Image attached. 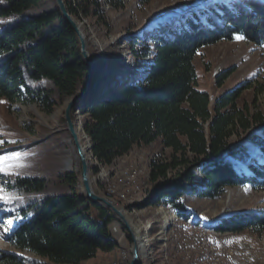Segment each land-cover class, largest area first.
<instances>
[{"label": "trees", "instance_id": "16d2710c", "mask_svg": "<svg viewBox=\"0 0 264 264\" xmlns=\"http://www.w3.org/2000/svg\"><path fill=\"white\" fill-rule=\"evenodd\" d=\"M63 2L76 19L73 3ZM75 2L84 17L101 15L99 0ZM108 3L120 5L117 0ZM189 11L173 27L153 36L151 46L142 49L133 42L130 53L141 66L138 75L94 91L91 100L84 99L73 110L76 121L77 111L82 118L99 166H112L140 145L159 142L168 150L167 157L150 161V192L144 205L178 212L186 211L189 197L216 199L228 188L264 184V163L256 161L258 154L264 155V117L242 102L251 83L211 101L198 90L194 65L200 50L232 41L236 35L264 46V1L208 4ZM17 15L25 20L12 25L8 19ZM232 72H219L215 85L220 88ZM91 82L78 37L54 0H0V101L8 107L38 105L51 114ZM78 184L69 172L48 182L13 177L8 187L34 199L13 211L16 223L8 235L12 247L50 264H83L98 254L118 251L109 232L116 218L79 194ZM213 229L220 234L261 236L264 210L223 217ZM206 262L198 259L191 264ZM0 264H22V258L1 254Z\"/></svg>", "mask_w": 264, "mask_h": 264}, {"label": "rangeland", "instance_id": "374dc122", "mask_svg": "<svg viewBox=\"0 0 264 264\" xmlns=\"http://www.w3.org/2000/svg\"><path fill=\"white\" fill-rule=\"evenodd\" d=\"M70 1L78 13V17L73 20L86 41L88 55L103 77L102 85L95 91L97 94L118 80L123 82L139 74L141 66L135 64L130 53L133 42H136L138 48L145 49L147 45H152L150 40L153 36L162 33L165 28L173 27L179 17L189 15L190 9L205 8L208 4L216 3L230 6L234 1L243 0H117L120 5L116 7L110 5L108 0H99L101 15L88 17L81 14L75 0ZM8 20L14 25L25 20V16L17 15ZM194 65L198 90L207 93L211 101L223 92L233 90L243 83H251V88L242 94V102L248 105L251 112L260 113L264 117V46H256L243 39L237 41L235 38L232 41H222L200 50ZM230 69H233L230 77L220 88L217 87L216 75ZM67 101L58 104L51 114L44 113L38 105L15 104L8 107L4 102L0 103V141H3L0 143V156L19 153L18 163L22 165L11 169L13 174L10 175L0 172V196L7 200V202L0 200V256L16 255L22 258V264L50 263L32 253L16 250L8 242L9 232L16 223L12 216L13 211L34 199L33 196H23L9 188L12 178L31 177L48 182L53 177L69 172L77 177L79 184L76 190L84 196L80 183V162L72 140L64 132L63 111ZM76 119L77 121L74 118L76 129H81L79 136L82 142L86 143L82 127L79 126L82 118L78 119L77 113ZM169 153L168 150L162 149L159 142L150 146L140 145L107 167L99 166L93 155L88 153L89 177L94 192H98L99 189L98 195L112 200V205L124 212L132 229L138 235L139 242H143L145 238L143 228H148L151 238H155L160 230L161 216L167 207L144 205L150 192L147 175L150 161L155 156L163 159ZM256 161L263 164L264 155L258 154ZM93 168L97 169V173H92ZM127 168L136 169L139 173L132 187L121 186V172ZM111 183L117 185L114 186V193L108 189ZM119 194H125L127 201H120ZM186 209L196 215L203 214L209 229H213V225L223 217L264 210V184L261 186L248 183L228 188L216 199L189 197L186 200ZM191 227L182 220L180 224L176 223L174 228L167 231L166 244L169 243L167 249L174 264H186L181 260L183 254L179 252L180 250L191 262L200 258L197 248L195 249L196 241L190 239L194 234ZM114 228L116 233H113ZM109 232L113 240L114 237L120 239V243L114 240L119 245L118 251L108 255L98 254L95 259L83 264H129L132 257V236L118 219L109 226ZM213 233L210 239L220 254L223 253L225 245L230 246L229 243L233 241L236 243L229 264H247L245 262L249 261L250 264H264V232L261 236L249 232ZM151 248L157 253L160 245L154 242ZM156 262L162 264L159 252L156 255Z\"/></svg>", "mask_w": 264, "mask_h": 264}, {"label": "bare ground", "instance_id": "6f19581e", "mask_svg": "<svg viewBox=\"0 0 264 264\" xmlns=\"http://www.w3.org/2000/svg\"><path fill=\"white\" fill-rule=\"evenodd\" d=\"M76 113H77L78 119H80L81 116L79 117V112L77 111ZM83 146L87 147V143H84ZM138 174L139 173L136 169H132V168L124 169L121 172V181H120L121 186L125 185L127 187H132L135 184L136 179L138 178ZM111 185L108 186V189L111 193H114V186H117V185L116 183H111ZM119 199L120 201H127V196L125 194H119ZM109 201L111 204H113L112 200H109ZM182 220H185L188 226H193L196 228V231L194 229V234L193 235L191 234L192 238L189 236L190 239L193 240V242L194 240L196 241L194 242L195 249L197 248V252L200 257V258H197L196 260L203 259V260L208 261L210 264H229V262L233 258L234 249H236V243L233 241L229 243L230 246L225 245L222 249L223 253L222 254L218 253L217 252L218 250L216 251L217 247L216 246L214 247V245L212 244L213 240L211 241L210 239L212 234H214L213 232L215 231L214 229H209L208 223L206 221L207 219L204 217V215L203 214L196 215L195 213H193L191 210H188V209H186V211L184 212H178L176 209H173V208H166L163 211V214L161 216V221H160V230L156 234L155 238L149 237L148 228H143L144 236H145V238L143 239V242L141 241L139 242L138 238L136 239L137 244L140 247V254H141L138 264H157L156 255L158 252L160 253L162 264L163 263L170 264L171 262L172 264H174L175 262L170 256L171 253L168 252L169 249H167V245L169 243L166 244L167 243L166 234L168 230L174 228V225L176 223L180 224ZM116 232L117 231L114 228L113 233H116ZM216 234H220V233H216ZM114 240L120 243L119 237H114ZM154 242H157L160 245V249L157 253L151 248L152 243L154 244ZM141 247L144 249H142ZM179 252L183 254L181 257L182 261L186 262V264L192 263L191 261H189V257L184 256V253L182 252V250H180ZM169 261L171 262L169 263ZM245 263L250 264L251 262L249 261Z\"/></svg>", "mask_w": 264, "mask_h": 264}, {"label": "water", "instance_id": "95a60500", "mask_svg": "<svg viewBox=\"0 0 264 264\" xmlns=\"http://www.w3.org/2000/svg\"><path fill=\"white\" fill-rule=\"evenodd\" d=\"M54 1L64 20L72 27V29L76 33L80 44L81 57L84 63L86 64V66L88 67L90 74L92 76V82L88 85V87L78 95L68 99L65 109L63 111L64 124L67 132L69 133L70 139L74 144L80 162V183L82 186L83 194L87 201H89L92 204H98L103 209L110 211L111 214L124 225L125 229L130 233L133 240V247L131 250L132 257L129 264H138L141 255L140 247L138 246L136 241L138 235L132 229L130 222L128 221L122 210L114 207L107 198L102 197L94 192L90 183V177H89L90 167L88 161V153L92 154L93 146L90 139L84 134L82 129V132L84 134V139L87 143V147L83 146L84 143L82 142V139L79 136V132L81 131V129L80 130L76 129V125L74 122L75 120H74L73 110H76L80 102L83 101L84 99H88V100L91 99L92 93L102 85L103 77H101L102 76L101 72L98 70L92 59L89 57L87 52L86 41L79 29V26L67 13L63 0H54ZM79 126L82 127L81 123L79 124Z\"/></svg>", "mask_w": 264, "mask_h": 264}, {"label": "snow or ice", "instance_id": "6c2138e0", "mask_svg": "<svg viewBox=\"0 0 264 264\" xmlns=\"http://www.w3.org/2000/svg\"><path fill=\"white\" fill-rule=\"evenodd\" d=\"M235 39L239 41L244 39V37L240 35H236ZM0 103H3V101H0ZM0 143H3V141H0ZM19 159H20L19 153H11L0 156V172H3L6 175L13 174L11 172V169L22 166L18 163ZM0 200H4V202H7L6 198L2 196H0Z\"/></svg>", "mask_w": 264, "mask_h": 264}, {"label": "built area", "instance_id": "2783aa9c", "mask_svg": "<svg viewBox=\"0 0 264 264\" xmlns=\"http://www.w3.org/2000/svg\"><path fill=\"white\" fill-rule=\"evenodd\" d=\"M113 224V223H112ZM114 227H115V225H114ZM191 227V226H190ZM191 228H193V229H195V231H196V228L195 227H191ZM118 235H120L119 233H118Z\"/></svg>", "mask_w": 264, "mask_h": 264}]
</instances>
